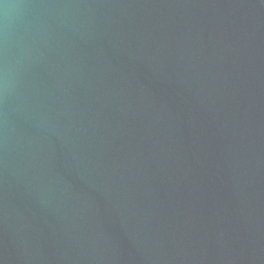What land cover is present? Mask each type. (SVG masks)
Returning a JSON list of instances; mask_svg holds the SVG:
<instances>
[{
  "label": "water",
  "instance_id": "95a60500",
  "mask_svg": "<svg viewBox=\"0 0 264 264\" xmlns=\"http://www.w3.org/2000/svg\"><path fill=\"white\" fill-rule=\"evenodd\" d=\"M0 264H264V0H0Z\"/></svg>",
  "mask_w": 264,
  "mask_h": 264
}]
</instances>
